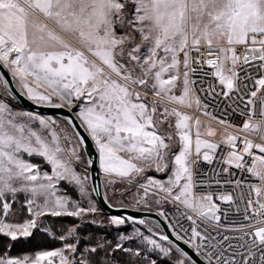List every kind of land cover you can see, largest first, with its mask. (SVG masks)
Instances as JSON below:
<instances>
[{
    "label": "snow or ice",
    "instance_id": "snow-or-ice-1",
    "mask_svg": "<svg viewBox=\"0 0 264 264\" xmlns=\"http://www.w3.org/2000/svg\"><path fill=\"white\" fill-rule=\"evenodd\" d=\"M126 5L131 9L130 14L126 11ZM40 17L50 21L51 26L42 22ZM117 26L121 30L127 26L129 30L118 35ZM62 33L77 39L82 48L73 46ZM202 46L209 49L216 46L223 54L220 63V56L208 59L206 63L216 69L219 83L226 85L229 92L234 88L239 91L234 83V79L238 78L235 67L240 63V57L236 54L238 47H243L249 53L243 57L244 64L259 61L260 67L264 68V0H124L123 3L120 0H0V62L11 68L13 77H18L21 88L26 90L25 94L37 104H50L54 96L68 104L80 97L88 101L89 106H81L78 112L83 123L79 126L73 124V118L70 117L69 128L80 147H85V140L77 128L90 134L99 146L101 167L109 174L119 172L121 176H129L131 173H143V167H138L132 160L141 161L149 167L154 166L157 171L167 168L162 149L169 147L165 139L171 137L160 135L156 130L153 117L157 112V100L149 102L147 95H141L137 88L150 89L154 97L167 96L169 101L180 104L187 102L191 106L192 101L188 99L191 92L189 65L192 62H203L193 61L190 52L199 53ZM230 52L231 57L228 55ZM180 53H183L182 61ZM209 55L213 53L210 51ZM229 59L232 68L227 71L231 75H225L223 62ZM181 64L185 68L182 74L179 70ZM191 71L196 72L197 69L192 68ZM165 73L168 79L163 78ZM149 79L152 80L150 85ZM177 81L182 82L183 94L170 95ZM0 83L7 86L6 81ZM42 83L52 91L43 90L40 87ZM256 84L264 88V76ZM250 96L255 97L256 92H251ZM160 103H164L163 99ZM195 103L200 104L199 98H196ZM251 104L252 100L249 99L248 105ZM53 106L62 107L63 104ZM165 114L179 117L176 126L181 130L182 147L179 154L174 155V172L168 187L150 178L148 183L171 194L172 188L184 179L186 182L180 185L181 191L174 200L180 201L181 196H185L183 203L194 213L203 218L218 220L219 217L215 215L218 209L210 203V196L202 198L209 202L207 204L194 202L186 196L192 181L188 166L192 145L187 131L190 117L181 115L175 108L169 113L167 106ZM261 116L264 117V102L261 104ZM25 117L29 122L38 121L44 128H51L55 123L50 118L32 113L15 112L0 99V213L6 217L11 209L5 197L14 200L19 192L29 193L32 197L26 199V210L32 214V218L20 224H9L0 218V234L13 242L32 237L33 230H39L37 218L45 214L80 217L86 211H96L94 205L86 210L75 203L74 210L67 211L69 202L56 195L53 181L66 180L79 185L83 190L87 177L76 174L69 165L57 158L56 153L62 151L58 146L53 151L30 128L25 136L28 124L17 123L18 118ZM196 124V153L199 154L201 146L215 149L216 144L199 138L200 121L197 120ZM258 129L259 125L250 122L243 125L244 131ZM207 134L213 136L215 132L209 128ZM51 135L58 144L57 134L53 131ZM32 138H35L37 147L32 146ZM237 139L227 134L226 142L235 146L234 141ZM253 147L258 148L262 155L255 157L247 170L264 181V145L244 141L245 153L251 154ZM21 150L29 155L43 157L52 165L53 175L41 174L39 165L19 158L17 153ZM118 151L136 155L124 159L117 155ZM72 155L80 159L75 148L72 149ZM203 159L211 161L212 157L205 152ZM233 160L241 161L243 156L233 152L229 163ZM257 161L262 167H257ZM236 167L242 165L236 163ZM38 177L47 182L38 183ZM253 187L259 195L260 188ZM36 197L43 198V205L35 203ZM222 199L231 200L232 197L224 196ZM34 205L38 210H34ZM259 207L264 210V204ZM128 219L130 217L112 216L109 223L122 225ZM76 231V228H69L67 236H61L60 239L74 238ZM192 235L200 237L201 234L193 228ZM251 235L254 237L252 245L257 248L259 256L249 251L243 264H248L249 259L253 260V264H264V227L257 228ZM123 239L128 238L121 237ZM163 239L168 240V237ZM149 243L156 245L154 240ZM193 247L198 255H203L207 264H235L234 258L225 259L223 251H218L216 245H209L203 250L200 244ZM65 250L78 253L75 244L66 243L65 249L43 252L31 264H41V261L55 256H59L61 264H65ZM117 250L128 251L121 243L113 248V252ZM161 251L165 255L173 254L172 248ZM84 252L88 254L87 258L83 253H78L81 259L76 264H116L115 257L110 256L104 244L97 243ZM100 252L104 253L105 258H99ZM175 252L180 254L176 264H196L178 245L175 246ZM0 264H29V261L27 257L23 260L0 258ZM49 264H52L50 259Z\"/></svg>",
    "mask_w": 264,
    "mask_h": 264
},
{
    "label": "built area",
    "instance_id": "built-area-1",
    "mask_svg": "<svg viewBox=\"0 0 264 264\" xmlns=\"http://www.w3.org/2000/svg\"><path fill=\"white\" fill-rule=\"evenodd\" d=\"M210 51L213 53L211 56ZM236 54L240 57V63L235 67L238 78L234 79V83L239 91L234 88L229 92L226 85L219 83V78L215 75L216 69L206 63L208 59L216 56L221 57L218 63L223 60L222 53L214 46L211 49L202 46L199 53L191 51L190 56L193 61L203 63L192 62L188 69L191 94L195 100L199 98L200 101L199 105L195 103V106L187 109L192 117L190 131L192 201L207 204L209 202L202 198L210 196V203L218 209L215 215L219 219L199 216L186 207L183 200L174 201L173 206L162 211L160 215L165 219L170 230L179 239L182 237L181 240L185 243L188 241L187 244L195 252L193 247L195 244L202 245V250L207 249L209 245H216L218 251H223L225 259L234 258L235 264H243V259L249 251L259 256L257 248L252 245L254 237L251 233L259 227H264V210L259 207L260 204H264V181L247 170L251 167L254 158L262 153L256 147L251 149V154L244 152L245 140L251 141L253 145H264V118L261 116L263 101L250 96L251 92L257 90L256 81L264 75V68L260 67L259 61L244 64L243 57L249 53L243 47H238ZM192 68L197 71H191ZM229 68H232L231 60L224 63L225 75H231L227 71ZM192 81L195 83H191ZM249 99L252 100L251 105H248ZM197 120L200 121L199 138L216 144L215 149L201 146L199 154L196 153ZM245 122L259 125V129L244 131ZM209 128L215 132V135L207 134ZM227 134L238 137L234 141L235 146L226 142ZM205 152L212 157L211 161L203 159ZM233 152L243 156V160H233L229 163ZM236 163H240L242 167L237 168ZM260 166L257 161V167ZM253 186L260 188L259 195ZM224 196H231L232 199L224 200L222 199ZM189 216L192 217L191 220L188 219ZM154 223L157 225L153 221ZM193 228L201 234L200 237H193ZM246 232L249 235H245ZM204 237L208 239L205 240ZM199 256L205 260L203 255ZM248 264H253V260L249 259Z\"/></svg>",
    "mask_w": 264,
    "mask_h": 264
},
{
    "label": "rangeland",
    "instance_id": "rangeland-1",
    "mask_svg": "<svg viewBox=\"0 0 264 264\" xmlns=\"http://www.w3.org/2000/svg\"><path fill=\"white\" fill-rule=\"evenodd\" d=\"M42 18H40L42 22L49 23V25L51 26L50 21H45L44 18L43 19ZM62 35H65L66 39H68L72 43L73 46L77 48H82V45L79 43L77 39L71 36H68L67 34L62 33ZM228 55L229 57H231L232 53L230 52ZM179 58L181 59V61L183 60V53H180ZM228 61H224L223 64L224 63L226 64ZM7 68L12 73L11 68L10 67H7ZM179 70L181 74L184 72L183 64L180 65ZM14 78H15V82L17 86L19 87V89L25 94L26 90L21 88L20 83H19V78L18 77H14ZM163 78L168 79V74L165 73ZM0 81H3L1 76H0ZM150 81L152 80L149 79V85L151 84ZM40 87L47 92L52 91V89L49 88L46 84L42 83ZM137 91L140 92L141 95L146 94L149 102L152 99L157 100V105H156L157 112L153 117L154 122L156 124V130L158 134L160 135L166 134L168 137H171L170 139H167V138L165 139V143L169 147L167 149H162V151L165 153V156H166L165 163L167 164V168L164 171H157L154 166L149 167L147 164L141 161L132 160L133 163H137L138 167H143L144 169L143 173L141 174L131 173L129 176H121L119 172H114L111 174L105 173L100 164V168L102 170L104 192H105V196L107 200L112 201L115 204V206H124V207L137 209V210L157 211L161 213L162 211L173 206L174 201H175L174 197L178 195L181 191L180 185H183L186 182L184 179H181V181L179 182V185L172 188L171 194L166 193L160 190L159 188L152 187L148 183V180L150 178L151 180L159 181L163 183L165 187H168V181L170 178L173 177V172H174V167H173L174 155L179 154V151L181 150V147H182V141L180 139L181 130L178 129L176 126L177 120L179 119V117H177L176 115L165 114V106H167L169 113H171V110L175 108L179 113H181V115H187L188 117H190V119L187 121V124L189 125V128L187 129V131L189 132V135H190L191 126H192V117L187 111V109H191L193 106H195V98L190 92L188 99H190L192 103H191V106H188L187 102L185 104H180L174 101H169L167 99V96L154 97V93L150 89L146 90L145 88L138 87ZM255 92H256L255 98H259L264 102V88H260L258 86ZM182 94H183L182 82L177 81L176 90L175 92L172 91L170 95L180 96ZM0 99H3V101L6 104L10 105V107L15 112L32 113L40 117L50 118L52 121H54L55 123L51 126V128H44L39 124L38 121L29 122L26 117L17 119V123L28 124V128L25 129V133H24L25 136L28 135V130L30 128L31 131L36 132L38 135H40L41 138L46 143H48L50 149H52L53 151H55V149L58 146L62 151L56 153L57 158L63 161L64 163H66L67 165H69L76 174L80 175L81 177H87V179L84 181L83 190H81V187L79 185L75 183H71L66 180L53 181V183L56 186V195L62 197L63 199L69 202L67 205V211L74 210L73 203L77 204L80 208H84L86 210L90 207V205H94L96 208V211L95 212L86 211L85 214H83L80 217H75V216H71L67 214H62L60 216L80 219L82 221H85L88 219L89 221H92L95 223H99L102 221L109 222V219L106 217L104 218V216L102 215L104 211L102 210L101 212L99 210L100 206L95 198L94 190H93L91 180H90L88 158L84 152L83 147H80L78 145L75 137L71 134V129L69 128L68 122L61 117L37 114L27 109H24L19 104L16 97L10 92L8 87L5 86L3 83H0ZM161 99L165 100L164 103H160ZM50 104H63L64 106L75 111L77 116H78V112L81 106L83 107L89 106L88 101L84 97H80L78 100L74 99L72 104H68L64 101H61L58 97L54 96ZM80 120L82 121V119ZM53 131L58 136V144L53 141V138L51 135ZM263 131H264V122H263ZM66 134H67V138H65ZM263 136H264V132H263ZM95 144L99 151L98 144L96 142ZM32 146L37 147L35 138H32ZM144 146L147 147L148 145H144ZM73 148H75L77 153L79 154L80 156L79 160L73 157L72 155ZM99 154H100V151H99ZM17 155L19 156V158L23 159L24 161L28 163L39 165L41 174L47 173L48 175H53L52 165L47 163L43 157H40L36 154L29 155L27 152H24L23 150L17 153ZM117 155L123 157L124 159H129L130 155L134 156L136 155V153H127V152L118 151ZM99 162H100V159H99ZM188 166L191 170V155L188 158ZM191 175H192V171H191ZM37 182L46 183L47 181L41 180L38 177ZM18 194H23L25 196H28L29 199L32 198L29 193L19 192L16 195ZM186 196L188 199L192 200V181H191V189L186 194ZM184 199H185V196H181V200H184ZM35 203L39 205H43L44 203L43 198L36 197ZM34 210H38L35 208V205H34ZM61 211L63 212L64 210H61ZM60 216H52L50 214H45L41 217H38L37 220H38L39 230L47 232L51 236H54V230H53L54 224L51 222L50 218L54 219L55 217H60ZM0 218L4 219L5 222L9 224H20V223H24L25 221H27L28 219L32 217L25 219V216H22L17 206H15L14 209L11 207L6 217L2 215L0 216ZM76 226L77 224L71 228H75ZM137 226L141 228L146 227L148 229H152L157 232L161 231V229L159 230V226L156 225L155 223L153 224V221H150V220H148L145 224L141 226L140 225H137ZM0 236H5V235L0 234ZM75 245L78 249V253H83L84 256H85L84 250L87 248H90L88 245H86L83 249H81L84 245L83 246H77V244ZM63 249H65V247L53 249L50 251H59ZM44 252H48V251H44ZM41 253L43 252L37 253L36 255L32 257L25 256L23 259L27 257L29 264H31V261L35 260L36 257L39 256ZM78 253H70L65 250L64 251V256L66 257L65 264H76V262L81 259V255ZM7 259H18V258L9 257ZM49 259L51 260L52 264H61V259L59 256L45 259L41 261V264H49ZM152 262L153 261H151L150 264H152Z\"/></svg>",
    "mask_w": 264,
    "mask_h": 264
},
{
    "label": "trees",
    "instance_id": "trees-1",
    "mask_svg": "<svg viewBox=\"0 0 264 264\" xmlns=\"http://www.w3.org/2000/svg\"><path fill=\"white\" fill-rule=\"evenodd\" d=\"M5 199L8 200L13 209L17 206L20 214L25 216V219L32 217V214L26 210V199H29L28 196L18 194L14 200L8 197ZM110 202L115 205L112 201ZM99 210L102 212L100 207ZM2 215L0 213V216ZM102 215L108 219L111 217L104 212ZM50 220L54 224V236L41 230H34L32 237L20 239L16 242L11 241L6 236H0V258L17 257L18 259H23L25 256L32 257L40 252L65 247L66 243L77 244V246L84 245L81 249L86 245L95 247L97 243L104 244L110 256L115 257L116 264H150L151 261H155V264H176L180 257V254L175 252V248L170 243L154 236L148 230L128 220L122 225H114L108 221L99 223L89 221L88 219L82 221L64 216L55 217L54 219L50 218ZM76 224L75 228L77 231L75 237L61 240V236H67V229ZM121 237H127L128 239L121 240ZM151 240L156 241V245L149 243ZM117 243H121L128 251L122 252L117 250L113 252V248H115ZM168 248L173 249V254L165 255L161 251V249ZM84 254L87 258L88 254L86 252ZM99 258H105L103 252L99 253Z\"/></svg>",
    "mask_w": 264,
    "mask_h": 264
},
{
    "label": "water",
    "instance_id": "water-1",
    "mask_svg": "<svg viewBox=\"0 0 264 264\" xmlns=\"http://www.w3.org/2000/svg\"><path fill=\"white\" fill-rule=\"evenodd\" d=\"M0 76L3 81L7 82L8 89L16 97L19 104L24 109H27L37 114L61 117L65 119L67 122H68V119L71 117L73 118L72 119L73 124H76L78 126L82 124V121L76 115V112L64 105L62 107H54L53 105L55 104H37L31 99H29L19 89L12 73L6 66H3L2 62H0ZM77 130L80 131V135L84 136L85 147H83V149L88 158V163L89 161H91V163H89L90 180H91V184L94 190L95 198L99 206L102 208V210L111 216L130 217V219H128L129 222L136 224V225H140V226L145 224L148 220L156 222L162 232H157V231L148 229L146 227L144 229L148 230L151 234L161 239L167 236L168 240H165V241H167L174 247L178 245L180 249L188 253V255L192 258L193 261L196 262V264H207V262L203 260L193 250V248H191L187 243L179 239L170 230L167 222L160 215L159 212L137 210V209H132V208L124 207V206H115L107 200L105 196V192H104L102 170L100 168V162H99L100 154H99L98 148L95 144V141L90 137V134H86L84 131H81L79 127L77 128Z\"/></svg>",
    "mask_w": 264,
    "mask_h": 264
},
{
    "label": "crops",
    "instance_id": "crops-1",
    "mask_svg": "<svg viewBox=\"0 0 264 264\" xmlns=\"http://www.w3.org/2000/svg\"><path fill=\"white\" fill-rule=\"evenodd\" d=\"M120 2L121 3H123L124 2V0H120ZM126 11L130 14V12H131V9L129 8V6L128 5H126ZM40 18H42V17H40ZM43 19V18H42ZM129 29L127 28V26L125 27V29L124 30H121L120 28H119V26H117V28H116V31H117V34L118 35H123L126 31H128ZM214 47H216V46H214ZM183 71H185V68H184V70ZM151 83H152V81H150ZM143 88V87H142ZM175 90H176V87L172 90V91H174L175 92ZM192 127V126H191Z\"/></svg>",
    "mask_w": 264,
    "mask_h": 264
}]
</instances>
